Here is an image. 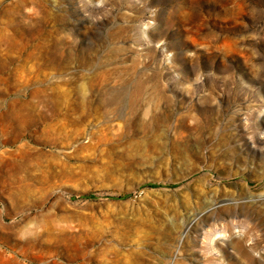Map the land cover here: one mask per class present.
Segmentation results:
<instances>
[{"label":"rangeland","instance_id":"1","mask_svg":"<svg viewBox=\"0 0 264 264\" xmlns=\"http://www.w3.org/2000/svg\"><path fill=\"white\" fill-rule=\"evenodd\" d=\"M0 264H264V0H0Z\"/></svg>","mask_w":264,"mask_h":264},{"label":"trees","instance_id":"2","mask_svg":"<svg viewBox=\"0 0 264 264\" xmlns=\"http://www.w3.org/2000/svg\"><path fill=\"white\" fill-rule=\"evenodd\" d=\"M149 186H154L155 184H148ZM84 197H95L96 196V194H94V193H89V194H84L83 195ZM126 195H124V196H122V195H120V196H116V197H125Z\"/></svg>","mask_w":264,"mask_h":264},{"label":"bare ground","instance_id":"3","mask_svg":"<svg viewBox=\"0 0 264 264\" xmlns=\"http://www.w3.org/2000/svg\"><path fill=\"white\" fill-rule=\"evenodd\" d=\"M57 59V58H56ZM112 98H114V97H112Z\"/></svg>","mask_w":264,"mask_h":264}]
</instances>
